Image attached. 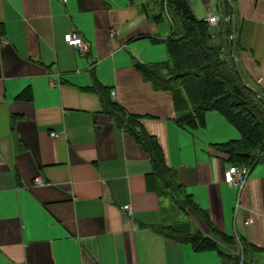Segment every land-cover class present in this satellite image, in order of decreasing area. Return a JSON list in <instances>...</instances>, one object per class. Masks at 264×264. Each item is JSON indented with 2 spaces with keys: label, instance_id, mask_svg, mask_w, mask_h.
<instances>
[{
  "label": "crops",
  "instance_id": "1",
  "mask_svg": "<svg viewBox=\"0 0 264 264\" xmlns=\"http://www.w3.org/2000/svg\"><path fill=\"white\" fill-rule=\"evenodd\" d=\"M189 3L199 18L218 13L211 31L227 35L236 68L264 93V0ZM158 12L159 0H0V264H264V154L238 189L223 180L232 161L212 147L238 130L216 111L196 128L176 122L171 91L135 66L167 59L173 25ZM68 29L89 43L84 55ZM111 103L156 137L171 192ZM172 195H189L199 215ZM165 225L217 248L196 250Z\"/></svg>",
  "mask_w": 264,
  "mask_h": 264
},
{
  "label": "trees",
  "instance_id": "2",
  "mask_svg": "<svg viewBox=\"0 0 264 264\" xmlns=\"http://www.w3.org/2000/svg\"><path fill=\"white\" fill-rule=\"evenodd\" d=\"M159 10L157 17L163 11L167 12L173 25L165 40L167 59L148 64L135 62L136 68L155 89L171 91L176 122L180 126L196 128L204 124L206 112L220 113L240 136L214 143L212 147L226 154L232 163L253 165L264 154V93L241 68L233 66L227 35L214 34L209 23L195 15L189 0H159ZM243 81L250 83L256 92L245 87ZM25 92L27 94L26 90L20 96ZM110 105L108 113L148 153L153 174L160 179L158 181L164 189L171 192V169L165 163L156 137L144 129L138 116L127 113L117 103ZM171 198L176 202L173 195ZM176 204L181 211L190 208L199 215V209L189 195L180 202L177 200ZM209 226L220 238H228L213 225ZM164 232L190 242L196 250L217 248L214 239L199 231L190 232L180 226L165 225ZM219 253L224 263L231 259L230 255Z\"/></svg>",
  "mask_w": 264,
  "mask_h": 264
},
{
  "label": "built area",
  "instance_id": "3",
  "mask_svg": "<svg viewBox=\"0 0 264 264\" xmlns=\"http://www.w3.org/2000/svg\"><path fill=\"white\" fill-rule=\"evenodd\" d=\"M203 20L207 21L209 24H216L219 20V15L212 8L206 7L205 13L202 17ZM64 40L69 45L77 49L82 55H84L89 47V43L82 37L80 33L73 29H68L64 32ZM115 91H112L114 95ZM59 132H51V136H58ZM250 165L240 164V163H231L223 171V180L230 186H235L238 189H241L249 175ZM34 183L44 184L45 182L40 176L34 178ZM128 213H131L132 208L130 204H124L122 207ZM242 264V263H241Z\"/></svg>",
  "mask_w": 264,
  "mask_h": 264
},
{
  "label": "rangeland",
  "instance_id": "4",
  "mask_svg": "<svg viewBox=\"0 0 264 264\" xmlns=\"http://www.w3.org/2000/svg\"><path fill=\"white\" fill-rule=\"evenodd\" d=\"M165 15H166V14H164V15L162 16V17H164V20L167 19ZM166 57H167V55H166ZM179 217H180L181 220H189V221L191 222V219H190L189 217H187V216L180 215ZM192 223H193V221H192Z\"/></svg>",
  "mask_w": 264,
  "mask_h": 264
},
{
  "label": "water",
  "instance_id": "5",
  "mask_svg": "<svg viewBox=\"0 0 264 264\" xmlns=\"http://www.w3.org/2000/svg\"><path fill=\"white\" fill-rule=\"evenodd\" d=\"M229 23H230V21H229ZM232 42V41H231ZM233 66L235 67V63H233ZM235 69H237L236 67H235ZM239 77H240V74H239ZM243 85L245 86V87H248L252 92H256L255 91V89L254 88H252V87H250L246 82H244L243 81Z\"/></svg>",
  "mask_w": 264,
  "mask_h": 264
}]
</instances>
